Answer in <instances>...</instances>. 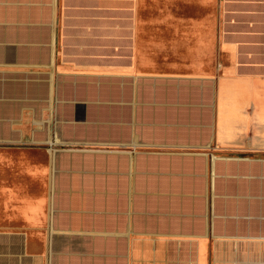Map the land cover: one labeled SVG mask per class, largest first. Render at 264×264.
<instances>
[{
    "label": "crops",
    "instance_id": "1",
    "mask_svg": "<svg viewBox=\"0 0 264 264\" xmlns=\"http://www.w3.org/2000/svg\"><path fill=\"white\" fill-rule=\"evenodd\" d=\"M260 13L229 34L218 13L141 21L139 0H0V173L30 182L0 185V239L20 264H264ZM54 123L114 149L53 171Z\"/></svg>",
    "mask_w": 264,
    "mask_h": 264
},
{
    "label": "rangeland",
    "instance_id": "2",
    "mask_svg": "<svg viewBox=\"0 0 264 264\" xmlns=\"http://www.w3.org/2000/svg\"><path fill=\"white\" fill-rule=\"evenodd\" d=\"M249 2L254 3L255 8L252 11L248 8ZM139 6L141 21L166 25L167 13L177 20L193 17L204 22L211 21L212 16L215 17L218 13L220 27L222 28L221 32L229 34L236 32L233 27H242V24L251 19L260 21L261 18L260 0H139ZM251 12L252 17L249 16ZM159 27L157 25V33L167 32V30H164L165 28ZM88 132L94 136L98 135L99 138L108 133L114 135V127H90ZM49 135L51 136L45 138L41 146L49 154L48 165L53 167V171L56 168L63 171V167L74 165L89 166L90 169L103 166L104 158L101 153H105L107 149H114V145H105L98 141L86 142L72 137H63L55 123L51 125ZM27 144L29 145V143ZM82 153L86 154L82 156ZM69 155H74V157L70 158ZM59 177L63 179L66 175L60 173ZM95 181L98 182V175H96ZM14 183L22 184L23 188L30 185V182L25 180L22 175L0 173V185L11 186ZM0 225L3 224L0 223ZM0 264H20L19 248L16 240L0 239Z\"/></svg>",
    "mask_w": 264,
    "mask_h": 264
}]
</instances>
